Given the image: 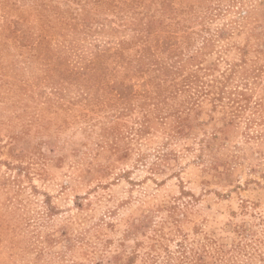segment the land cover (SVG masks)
Wrapping results in <instances>:
<instances>
[{
  "label": "rangeland",
  "instance_id": "374dc122",
  "mask_svg": "<svg viewBox=\"0 0 264 264\" xmlns=\"http://www.w3.org/2000/svg\"><path fill=\"white\" fill-rule=\"evenodd\" d=\"M0 264H264V0H0Z\"/></svg>",
  "mask_w": 264,
  "mask_h": 264
}]
</instances>
